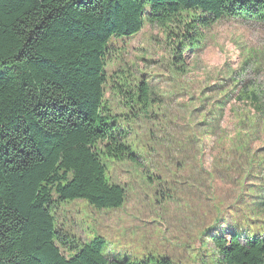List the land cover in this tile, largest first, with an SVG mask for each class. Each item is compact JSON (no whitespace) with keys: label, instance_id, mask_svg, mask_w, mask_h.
<instances>
[{"label":"trees","instance_id":"16d2710c","mask_svg":"<svg viewBox=\"0 0 264 264\" xmlns=\"http://www.w3.org/2000/svg\"><path fill=\"white\" fill-rule=\"evenodd\" d=\"M224 18L264 25V0H0V264H150L106 258L100 236L60 233L55 210L73 200L118 209L126 191L108 181L104 160L143 167L104 96L109 85L149 117L150 87L107 76L110 40L146 23H180L189 35ZM209 241L216 264H264V232Z\"/></svg>","mask_w":264,"mask_h":264},{"label":"rangeland","instance_id":"374dc122","mask_svg":"<svg viewBox=\"0 0 264 264\" xmlns=\"http://www.w3.org/2000/svg\"><path fill=\"white\" fill-rule=\"evenodd\" d=\"M188 32L146 23L108 44L107 76L150 87L149 117L109 85L104 96L143 167L104 160L126 191L118 209L73 200L55 210L60 233L102 237L108 259L216 264L211 235L264 232V25L224 18Z\"/></svg>","mask_w":264,"mask_h":264}]
</instances>
